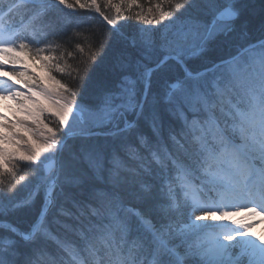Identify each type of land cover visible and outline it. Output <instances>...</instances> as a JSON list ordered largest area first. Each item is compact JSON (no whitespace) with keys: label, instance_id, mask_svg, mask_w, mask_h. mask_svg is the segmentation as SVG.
<instances>
[{"label":"snow or ice","instance_id":"snow-or-ice-1","mask_svg":"<svg viewBox=\"0 0 264 264\" xmlns=\"http://www.w3.org/2000/svg\"><path fill=\"white\" fill-rule=\"evenodd\" d=\"M167 3L0 0V72L28 77H0L27 114L0 113V264H264L233 219L264 215V23L250 40L253 0ZM28 60L78 86H42ZM41 195L27 229L3 219Z\"/></svg>","mask_w":264,"mask_h":264},{"label":"trees","instance_id":"trees-1","mask_svg":"<svg viewBox=\"0 0 264 264\" xmlns=\"http://www.w3.org/2000/svg\"><path fill=\"white\" fill-rule=\"evenodd\" d=\"M259 1L260 0H253L255 11H254V13L252 14V16L250 17V20H249V26H250V30H249V35L250 36H249V38H251L252 35L258 34L254 30L255 29V25H259L261 23H264V17H262L261 14H260V8L262 6V3H260ZM99 2L101 4H103L104 0H99ZM114 2H118V0H114ZM139 3L141 5V7L145 11H147L148 7H150V6L154 7L156 3H161L165 10H169L172 7V5L167 3V0H139ZM136 10L137 9L135 7L132 9L133 12H135ZM73 15L80 16V17L88 16L90 18V20H91V23H92L94 29L98 33H102L104 35V37L107 38V36H108V28L96 16L95 13H86V12H82V11H77ZM260 17H261V19H260ZM259 19H260V21L258 22ZM129 23L136 24L135 21H130ZM260 35L261 34H259V36ZM55 54L58 55L59 53H55ZM112 54H113L112 51H109V53H108L109 58H111ZM224 54H227V53H224ZM133 55H135V53H133ZM77 62L78 61H75V60H72V59L68 58L67 59V63L72 66V68L68 69V71H72V69L75 68ZM63 63L64 62L61 61V65L62 66H63ZM26 65L28 67V69H27L28 72L31 73L33 76L37 77L36 73H35V61L28 60V61H26ZM54 71H55V69H54ZM55 73L58 76H56L55 74H50V75L54 76L56 79L61 80L63 83L68 84L69 87H77L78 86V81H74L72 79V76L75 75L74 71H72V76H69L67 74V72L64 73V74H61V73L55 71ZM27 79H28V77L26 78V80ZM40 83H42V81H40ZM50 121H51V119L49 117V123H51ZM27 172H30V169L25 167L23 169V173H27ZM27 193H28V188L27 187H22V188L18 187V191L16 192V197L18 199H22V198H24L27 195ZM41 203H42V195H41V197L39 199H37V201L35 202V205L31 209H22V210H19V211L12 212L9 215H7L6 217H3V219H7V220H10V221H13L17 225H19L21 228L27 229L28 226L32 223V221L35 220L36 214H37V212H38V210L40 208ZM68 207L71 208V205H68ZM72 210L75 211V209H72ZM50 219H51V217H50ZM60 219H63V217H61ZM2 227H4V225H0V228H2ZM52 230L54 232H58V233H61V234L63 233V229H61L59 227V225H57L55 223L52 224ZM49 247L54 250V245L50 244ZM60 255L63 256L62 253ZM84 256L87 258V254H84ZM64 260L67 261V264H73V262L70 259H68L67 256H64ZM88 264H91V259L90 258H88Z\"/></svg>","mask_w":264,"mask_h":264},{"label":"rangeland","instance_id":"rangeland-1","mask_svg":"<svg viewBox=\"0 0 264 264\" xmlns=\"http://www.w3.org/2000/svg\"><path fill=\"white\" fill-rule=\"evenodd\" d=\"M259 2L262 3L261 0ZM260 19H261V17H260ZM260 19L258 20V22L260 21ZM261 26H262V23L257 25L258 29H260ZM35 72L37 73L39 78H41V77L44 78L42 80L38 78V80H37L38 83H40V81H42V83L44 84L43 85L42 83H40L42 86H47L50 89H55L57 87L54 80H50L47 78L50 74H55L56 76H58L55 73L54 69L51 73H49L48 70L42 66V63L40 61H37L35 64ZM0 77H6L7 79L9 77L10 78L9 80H12L15 83H22L23 85H24L23 81L26 80V78H27V76H25L24 78L18 80L17 77H15V76H7V70H5L4 72H0ZM17 88L19 90L27 93V89L20 88V87H17ZM33 99H39L40 106H42V107L50 106V102L45 100L43 97H39V98L33 97ZM36 111H38V109ZM0 113H2L4 116L8 117L9 122H15L17 119H22L27 115L25 112L20 110L19 101L14 100V99L0 100ZM49 117L51 120L54 119V117L50 113L45 111L44 113H42L40 115L39 118L44 120L45 123H49ZM26 123L30 127L37 128L38 131L40 130V128H38V126L36 124H33L31 120H27ZM49 126H53V125L51 123H49ZM21 135H22V133H21ZM29 135H31V134H29ZM33 138L35 139V137H33ZM25 139H27V137H25ZM9 147L11 148L12 146L9 145ZM20 147H21V151H24V150H26L28 145H21ZM238 215H240V214H238ZM255 222L260 226V228L264 229V220H256ZM250 233H252V232H250Z\"/></svg>","mask_w":264,"mask_h":264}]
</instances>
